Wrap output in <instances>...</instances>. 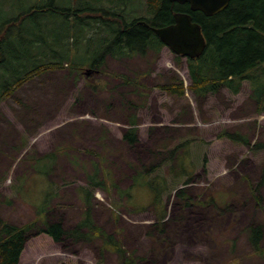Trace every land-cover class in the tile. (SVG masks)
Returning <instances> with one entry per match:
<instances>
[{"label":"rangeland","instance_id":"rangeland-1","mask_svg":"<svg viewBox=\"0 0 264 264\" xmlns=\"http://www.w3.org/2000/svg\"><path fill=\"white\" fill-rule=\"evenodd\" d=\"M35 7L75 15L33 12ZM141 17L153 18L146 0H0V33L33 52L16 58L11 45H2L0 95L41 62H97L117 29ZM113 49L120 52L117 44ZM105 61L95 75L67 64L44 71L0 104V217L18 227L35 222L20 264H121L117 254L102 251L100 239L55 243L37 234L44 214L68 230L77 226L86 210L82 187L95 193V223L115 235L137 264H264L248 240L252 224L264 225V187L261 205L253 192L264 151L220 139L226 131L240 132L252 145L264 143V113L252 99V82L243 81L238 95L222 87L198 97L190 90L188 59L169 47ZM121 76L137 79L141 88ZM180 83L184 96L167 90ZM132 128L138 130L135 146L124 140ZM49 155L53 163L42 160ZM96 164L98 179L102 171L110 174L117 188L91 186ZM49 166L48 177L37 171ZM181 188L190 206L176 197Z\"/></svg>","mask_w":264,"mask_h":264},{"label":"trees","instance_id":"trees-1","mask_svg":"<svg viewBox=\"0 0 264 264\" xmlns=\"http://www.w3.org/2000/svg\"><path fill=\"white\" fill-rule=\"evenodd\" d=\"M146 1L152 9L153 18L141 17L134 20L131 24H126V26L119 30L117 29V36L114 37L115 39L112 43H107L102 59L100 58L99 61L84 67L76 66L65 59H56L54 61L41 62L37 65H33L23 72L14 83L7 84L6 89L2 91L3 93L0 95V104L5 99L11 97L21 86L47 70L53 71L62 69L67 64L72 71H77L79 74H84L83 71H87L95 75L101 73V67L105 64L106 57L110 55L120 60L124 58L132 59L134 56L146 57L150 51L158 54L165 47V44L155 34L154 28H163L172 25L175 23L176 14L186 13L190 14L194 22L202 27L204 37L207 41L206 51L200 58H188L189 73L193 82L190 90L198 97H206L210 94L214 95L219 93L222 87H227L234 95H238L241 92L243 81L250 80L253 87L252 99L256 101L258 105V112L260 114L264 113V0L232 1L224 11L212 17H207L201 12L191 11L188 4L180 5L170 2V0ZM50 8L35 7L33 8V12H51ZM54 10L64 15L66 14L69 17L75 15V10L67 12L58 9ZM4 33V31L0 33V63H3L5 60L2 45H5L3 46L4 48L10 47L11 45L16 58H18V54L24 55L23 57L25 58L33 57V52H31L29 48L20 50V47H16L15 43H7L10 42L9 36L8 34L4 35ZM116 44L119 48L121 47L119 53L113 52L114 45ZM126 49L131 53H128ZM121 77L127 85H132L135 89L141 88L137 79L127 76ZM10 88L12 91L9 90ZM167 90L179 96H184L186 94L183 83L172 85L167 88ZM222 138H228L235 143L246 145L256 152L264 151V143L252 145L248 137L240 132L230 133L226 131L220 135V139ZM124 140L130 146L137 145L139 143L137 128L130 129L125 134ZM186 144L176 147L171 152L170 158L173 159L176 157L178 150ZM47 158L51 159L53 163L54 155L46 156L42 160ZM183 159L184 158L181 157L180 161H183ZM39 161L41 160H38V163ZM206 162L207 157L204 160V163ZM95 167V171L90 177L92 187L105 188V190L109 191L114 187L117 188L110 174L106 177L102 171L103 178L99 180L98 176L100 169H98L99 166L97 164ZM176 169L175 166L174 171H176ZM37 171H39L41 175L48 177L50 174V166L43 172L39 169H37ZM143 174V171L137 173V175ZM147 174L144 176L150 178ZM261 174V180L253 190L258 205H261L263 199L258 192L264 187V157L261 164ZM189 175L191 178L192 174ZM190 178L184 185L190 184ZM94 194L93 189L85 187L80 188V196L85 203L86 210L75 228L70 230L66 229L61 220L50 222L47 214H44V218L41 219L43 221V227L38 229L37 234H44L50 237L55 243H61L66 239L88 242L100 239L103 244V252L108 251L117 254L121 264H137V259L128 253L115 235L107 233L95 223L93 217ZM49 196L52 197L53 194ZM176 197L184 202V206L187 207L191 205L190 196L187 195L184 188L177 191ZM161 199H163V197L161 198L160 196V200ZM47 209L48 208H44L46 213ZM158 217L160 220H163L165 217L164 206L163 209L158 211ZM34 228L35 222L23 227H18L0 217V264L21 263L26 244L29 240V232L33 231ZM248 232V240L254 253L263 257L264 225L257 223L252 224Z\"/></svg>","mask_w":264,"mask_h":264},{"label":"water","instance_id":"water-1","mask_svg":"<svg viewBox=\"0 0 264 264\" xmlns=\"http://www.w3.org/2000/svg\"><path fill=\"white\" fill-rule=\"evenodd\" d=\"M236 0H170L180 5L188 4L191 11L207 17L218 15ZM243 1V0H238ZM155 34L175 54L189 59L200 58L206 51L207 41L202 27L186 13L175 15V23L163 28H154Z\"/></svg>","mask_w":264,"mask_h":264},{"label":"bare ground","instance_id":"bare-ground-1","mask_svg":"<svg viewBox=\"0 0 264 264\" xmlns=\"http://www.w3.org/2000/svg\"><path fill=\"white\" fill-rule=\"evenodd\" d=\"M49 5V4H48ZM81 7V6H80ZM51 9V8H50ZM54 9V8H53ZM73 9V8H72ZM34 10V9H33ZM82 11V10H81ZM123 11V10H122ZM67 12V11H66ZM70 14V13H69ZM146 22V21H145ZM150 30V29H149ZM141 31V30H140ZM151 31V30H150ZM151 33V32H150ZM146 35V34H145ZM133 41V40H132ZM121 48V47H120ZM141 48V47H140ZM99 61V60H98ZM54 65V64H53ZM56 65V64H55ZM54 68V67H53ZM99 71V70H98ZM33 73V72H32ZM174 80V79H173ZM5 83H6V81H5ZM21 84V83H20ZM13 86V85H12ZM118 87V86H117ZM173 87H175V86H173ZM10 91H12L11 90V88L9 89ZM6 93V92H5ZM4 93V94H5ZM10 93H12V92H10ZM1 97V96H0ZM2 99V98H1ZM235 194V193H234Z\"/></svg>","mask_w":264,"mask_h":264},{"label":"flooded vegetation","instance_id":"flooded-vegetation-1","mask_svg":"<svg viewBox=\"0 0 264 264\" xmlns=\"http://www.w3.org/2000/svg\"><path fill=\"white\" fill-rule=\"evenodd\" d=\"M0 54H1V50H0ZM83 73H84V75H88V74H90V73L87 72V71H83Z\"/></svg>","mask_w":264,"mask_h":264}]
</instances>
